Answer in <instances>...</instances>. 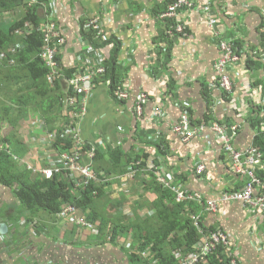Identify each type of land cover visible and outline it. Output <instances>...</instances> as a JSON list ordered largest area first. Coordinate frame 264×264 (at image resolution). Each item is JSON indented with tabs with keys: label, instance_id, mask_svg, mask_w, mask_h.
Instances as JSON below:
<instances>
[{
	"label": "crops",
	"instance_id": "0c3cea01",
	"mask_svg": "<svg viewBox=\"0 0 264 264\" xmlns=\"http://www.w3.org/2000/svg\"><path fill=\"white\" fill-rule=\"evenodd\" d=\"M193 1L198 6L181 11L176 19L186 26L187 34L174 39L171 62L165 67L161 54L168 47L156 39L166 27L163 16L160 18L158 13L167 7V0H55V20L65 40L58 47V55L64 70L86 63L89 45L81 34V23L99 18L100 27L106 32L103 37L113 35L121 42L118 72L121 86L132 98L115 100L109 91L111 81L103 75L99 87L88 98V113L80 126L81 137L96 146H118L123 152L135 150L146 154V170H161L179 187L200 193L205 201L219 202L224 193L244 186L247 178L231 171L227 155L223 154L221 142L214 133L208 132L190 145L182 142L174 126L182 114L186 115L187 108L196 121L209 111L212 120L228 127L230 134L232 129H237L233 141L235 150L252 147L262 154L254 146L258 132L250 119L254 109L264 103L262 86L257 85L264 82V68L250 69L246 60L236 65L232 74L237 86L227 99L226 94L213 86L218 81L220 40L242 42L249 57L264 65V0H211L209 13L203 9L208 0ZM39 14L42 19L47 15L41 8ZM211 19L217 20L214 27L210 25ZM112 48L107 46L95 54L103 65L111 56ZM63 82L68 90L67 79ZM170 83H175L171 91ZM205 87L211 93L209 102L204 96ZM140 93H148L150 98L142 115L135 108V97ZM156 110L164 115L161 120L154 118ZM40 120L43 121L33 114L28 122L21 123L19 134L27 158H19L10 145L7 149L0 145V152H7L35 174L54 167L60 155L71 149L58 147L55 143L60 136L48 127H39ZM69 136L67 129L62 141ZM139 137L143 138V144L138 141ZM160 140L165 141L169 150L166 156H160L151 144ZM201 162L206 163L204 177L193 173ZM80 163L86 165L89 161L84 158ZM145 178L147 175L117 178L119 181L113 186L116 191L110 193V198L118 201L125 196V202L120 208H109L110 218L134 220L135 211L141 217L152 215L154 209L150 204L156 196L143 191L140 183ZM105 189L109 193L110 188ZM193 203L198 207V214L193 217H201L200 233L223 229L238 249L242 264H264V212L250 210L240 203L219 202L218 211L213 213L205 203ZM69 222L45 212H30L16 199L12 189L0 183V264H128L126 254L120 249H128L130 235L121 237L115 247L107 236L100 235L98 223H92L93 229H84Z\"/></svg>",
	"mask_w": 264,
	"mask_h": 264
},
{
	"label": "trees",
	"instance_id": "16d2710c",
	"mask_svg": "<svg viewBox=\"0 0 264 264\" xmlns=\"http://www.w3.org/2000/svg\"><path fill=\"white\" fill-rule=\"evenodd\" d=\"M178 1L180 0H167V7L158 13L160 18L168 12L170 5L176 4ZM206 6L207 4H204L203 9ZM56 7L55 0H36L35 2L32 0H0V145L6 149L10 145L13 153L21 159L27 157L24 154L25 149L19 130L21 123L28 122L33 114L43 120L50 132L58 133L60 139L55 143L58 147H62L64 150L69 149L72 147L74 139L73 134L67 140L62 141L64 132L74 125L70 111H75L74 108H67L64 104L65 99L72 96L73 93L66 90L63 80L71 79L76 73V68L64 70L60 64L59 55H57L58 76L51 82L50 68L40 57L45 44L46 31L44 33V27L50 28L54 25L55 30L62 38L55 20ZM209 7L211 8V0ZM40 8L47 14L44 19L39 14ZM193 9L187 8L183 4L177 12L179 14L181 11ZM161 19L165 22L166 27L160 32V38L156 40L160 44L165 43L168 47L165 54L160 53L166 67L171 62L174 39L182 35L176 31L177 26H183L185 33L187 29L176 20V17ZM88 23V20L81 23V34L89 45L86 47V52L90 61L98 62L99 59L95 54L107 46L113 47L111 56L104 63V77L111 81L109 91L115 96V91L119 87L123 89L120 72H118L121 42L113 35L104 38L103 35H99L98 31L92 28L87 29ZM232 45L235 54L241 58L239 62L231 63L232 66L227 72L235 83L237 80L232 71L242 60L247 61L250 69L253 67L264 68V65L255 63L254 59L249 57V51L247 53L242 42L235 41L232 42ZM219 46L220 44H218L220 49ZM89 47H92L93 50L89 51ZM246 56L248 57L246 58ZM220 59L221 55L218 61ZM94 66L96 65L94 64ZM174 84L170 83V91ZM217 84L218 81L213 87L219 89ZM258 84L262 86L264 101V82L260 81ZM233 92L229 95L223 94L227 99ZM209 94L211 93L208 87H205L204 96H206L207 102H209ZM114 99L118 100L116 96ZM207 105L210 106V103ZM184 112L190 117L191 128L215 123L209 111L199 121L195 120L191 109L187 108ZM263 114L264 103L254 109L250 124L258 132L254 139V146L264 155ZM182 116L177 123L182 120ZM139 138L138 141L143 144V138ZM147 144L149 145L148 142ZM151 144H154L153 147L156 148L160 156L169 154L165 141L160 140L158 143ZM95 147L96 153L92 163L97 181H91L88 186L80 187L77 193L73 192L74 185L70 181L69 173L66 175L56 174L53 178L47 179L42 174H35L25 168L22 163L15 161L7 152H0V183L12 189L16 199L30 212H45L56 218L64 204L74 205L90 223L99 224L100 235L107 236L109 242L115 247L121 237L130 235L132 239L128 249H120L126 254L128 264H181L184 258L195 252V246L202 239L199 228L194 225L193 214H198V207L194 203L191 207L192 202L189 201L178 202L177 194L161 185L158 178L165 176L163 171L146 170L145 159L148 157L146 154L135 153V150L123 152L118 146L97 145ZM84 158L86 157L84 156ZM122 175H147L140 185L144 192L156 196L150 204L154 209L152 215L141 217L135 211L133 212L134 220L127 217H123L121 220L117 219L118 216L113 218L108 216L109 208L111 210L120 208L125 202V196H121L118 201L110 198V193L113 194L116 191L113 186L119 181L117 178ZM258 176L264 180V175L258 174ZM169 181L173 185L177 184L175 181ZM105 188H110L109 193L105 192ZM216 231L211 230L208 234ZM221 250L222 248H219L212 254L207 263L200 262L199 264H231L230 259L223 255ZM143 253L147 254V257H143ZM180 256L182 257L180 258Z\"/></svg>",
	"mask_w": 264,
	"mask_h": 264
},
{
	"label": "built area",
	"instance_id": "2783aa9c",
	"mask_svg": "<svg viewBox=\"0 0 264 264\" xmlns=\"http://www.w3.org/2000/svg\"><path fill=\"white\" fill-rule=\"evenodd\" d=\"M35 2L36 0H32ZM210 1V0H208ZM187 6V8L193 9L196 3L193 0H180L176 4L170 5L169 10L163 15V18L178 17V9L181 5ZM209 3L205 7L204 11L209 13ZM217 24L216 19L210 20L211 27ZM94 29L98 31L99 35H106L105 31L100 27V19L95 18L89 21L87 29ZM45 36V44L40 54L48 67L50 68V81L53 82L57 79L58 72V47L65 44V40L60 37L59 33L55 30L54 25L50 28H43ZM176 31L178 33H184L183 26H177ZM216 36L219 33L216 32ZM221 59L216 64V71L218 72V86L220 91L226 95L233 92L237 86L231 76L228 75L231 63L240 61V57L235 54L233 50L232 42L229 40H220ZM92 47H89V51H92ZM94 64L96 66H94ZM94 66V67H93ZM76 73L71 79H68V90L73 93L72 96L65 99L64 104L67 108H74L75 111H70V116L74 120V125L68 128L69 135H73L71 149L60 155V159L54 167L43 169L40 172L45 178L51 179L56 174L70 175V181L74 185V193L78 192L80 187H86L91 181H97V175L93 170L92 159L95 157L96 145H93L85 141L80 135V126L85 122L87 116V101L89 96L97 89L100 84L101 77L105 73V67L101 61H90V59L82 64L76 65ZM107 82V81H105ZM110 85V82H107ZM115 96L119 100H129L132 98L131 94L124 89H117ZM150 101L149 95L146 93H140L135 97V108L139 115H142L143 108ZM164 115L161 111L156 110L154 112L155 119H162ZM38 126L42 129H46V124L43 121L37 122ZM228 127L218 123H208L198 125L195 128L190 127L189 117L187 115L182 116V120L175 124L174 131L180 136L183 143H190L196 139L204 137L208 132L214 133L220 140L222 150L227 155L229 166L231 171L236 173L240 177L247 178L244 186L236 188L231 192L224 193L219 199L220 203H240L246 206L250 210H256L264 212V180L261 179L258 174L264 175V159L261 153L255 148H247L243 150H235L233 141L237 135V129H232L233 133L228 132ZM51 139H55V136H51ZM2 151V147H0ZM84 156L89 160V163L82 165L80 162L84 160ZM206 173V163L201 162L195 167V174L198 177H204ZM159 182L165 188L172 190L177 194L178 202L189 201L205 203L208 206L210 212L218 211L219 202L204 200V196L200 193H192L187 189H183L178 185H173L166 175L159 178ZM58 217L62 220L71 221L68 224L76 225L84 229H93V224L90 223L87 218L80 212V210L74 205H64L58 214ZM200 216L194 217V225L200 228ZM202 239L195 246V252L188 255L181 264H199L200 262L207 263L208 258L217 252L219 248H222V254L230 259L231 264H240L238 249L234 246L232 238L222 231L212 232L206 234L201 232ZM143 257H147V254L143 253Z\"/></svg>",
	"mask_w": 264,
	"mask_h": 264
},
{
	"label": "bare ground",
	"instance_id": "6f19581e",
	"mask_svg": "<svg viewBox=\"0 0 264 264\" xmlns=\"http://www.w3.org/2000/svg\"><path fill=\"white\" fill-rule=\"evenodd\" d=\"M184 33H185V32H184ZM186 33H187V32H186ZM179 36H180V35H179ZM179 36H178V37H179ZM184 36H185V35H184ZM182 37H183V36H182ZM184 38H185V37H184ZM59 47H60V46H59ZM62 48H63V47H62ZM60 49H61V48H60ZM155 58H156V56H155ZM158 58H159V57H158ZM161 58H162V57H161ZM157 61H158V60H157ZM155 64H156V62H155ZM154 66H155V65H154ZM232 73H233V72H232ZM155 76H156V75H155ZM155 76H154V77H155ZM119 88H120V87H119ZM211 90H212V89H211ZM147 94H148V93H147ZM151 97H152V95H151ZM161 107H162V105H161ZM182 115H184V114H182ZM182 115H181V116H182ZM188 117H189V116H188ZM189 118H190V117H189ZM177 121H178V120H177ZM176 123H177V122H176ZM192 126H193V125H192ZM171 128H172V127H171ZM171 130H172V129H171ZM180 141H181V140H180ZM234 143H235V142H234ZM182 144H183V143H182ZM185 145H186V144H185ZM190 145H191V143H190ZM240 148H241V147H240ZM235 149H236V148H235ZM258 152H259V151H258ZM201 153H202V152H201ZM203 153H204V151H203ZM262 154H263V153H262ZM263 157H264V155H263ZM185 159H186V158H185ZM197 159H198V158H197ZM263 159H264V158H263ZM183 161H184V160H183ZM159 163H160V162H159ZM182 163H183V162H182ZM160 165H161V164H160ZM184 165H185V164H184ZM152 172H153V171H152ZM194 172H195V171H193V173H194ZM159 176H160V175H159ZM156 177H157V176H156ZM158 179H159V178H158ZM158 181H159V180H158ZM239 185H241V184L239 183ZM241 187H242V186H241ZM191 190H192V189H191ZM175 195H176V194H175ZM176 198H177V197H176ZM184 202H185V201H184ZM187 202H188V201H187ZM183 204H184V203H183ZM223 204H224V203H223ZM237 204H238V203H237ZM192 206H193V202H192V204H191V207H192ZM204 212H205V211H204ZM204 214H205V213H204ZM199 215H200V214H199ZM202 220H203V217H202ZM202 224H203V223H202ZM201 227H202V225H201ZM207 227H208V226H207ZM212 227H213V226H212ZM209 228H210V227H209ZM222 230H223V229H222ZM222 230H221V231H222ZM206 231H208V230H206ZM209 232H210V231H209ZM211 233H212V232H211ZM195 245H196V244H195ZM183 253H184V251H183ZM183 253H182V255H183ZM181 257H182V256H180V258H181ZM180 258H179V259H180ZM179 259H178V260H179ZM179 261H180V260H179Z\"/></svg>",
	"mask_w": 264,
	"mask_h": 264
},
{
	"label": "rangeland",
	"instance_id": "374dc122",
	"mask_svg": "<svg viewBox=\"0 0 264 264\" xmlns=\"http://www.w3.org/2000/svg\"><path fill=\"white\" fill-rule=\"evenodd\" d=\"M7 18H8V17H7ZM125 212L128 213V211H125ZM125 212H124V213H125Z\"/></svg>",
	"mask_w": 264,
	"mask_h": 264
}]
</instances>
